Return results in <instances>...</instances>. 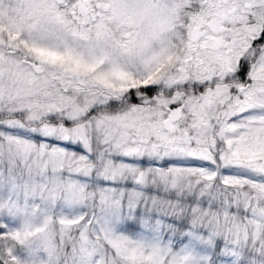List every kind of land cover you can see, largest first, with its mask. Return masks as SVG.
<instances>
[{
  "label": "snow or ice",
  "instance_id": "6c2138e0",
  "mask_svg": "<svg viewBox=\"0 0 264 264\" xmlns=\"http://www.w3.org/2000/svg\"><path fill=\"white\" fill-rule=\"evenodd\" d=\"M0 264H264V0H0Z\"/></svg>",
  "mask_w": 264,
  "mask_h": 264
}]
</instances>
